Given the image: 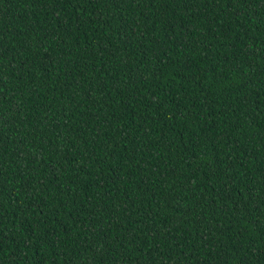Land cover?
Listing matches in <instances>:
<instances>
[{"label": "trees", "instance_id": "obj_1", "mask_svg": "<svg viewBox=\"0 0 264 264\" xmlns=\"http://www.w3.org/2000/svg\"><path fill=\"white\" fill-rule=\"evenodd\" d=\"M0 264H264V0H0Z\"/></svg>", "mask_w": 264, "mask_h": 264}]
</instances>
